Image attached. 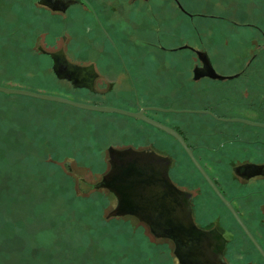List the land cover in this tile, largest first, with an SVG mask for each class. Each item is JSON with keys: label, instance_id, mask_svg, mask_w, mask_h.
I'll use <instances>...</instances> for the list:
<instances>
[{"label": "rangeland", "instance_id": "374dc122", "mask_svg": "<svg viewBox=\"0 0 264 264\" xmlns=\"http://www.w3.org/2000/svg\"><path fill=\"white\" fill-rule=\"evenodd\" d=\"M202 10L264 20V0H211ZM64 31L58 16L42 11L34 0H0V84L129 110L139 103L175 108L172 98L142 94V81L161 88L158 82L172 76L174 59L187 50H151L133 42L121 55L135 80L137 103L116 94L98 98L57 76L48 56L56 52L39 48L63 44ZM223 37L203 35L215 46ZM70 48L61 52L65 59H99L106 75L102 86L114 80L112 91L128 94L118 55L81 51L78 44ZM219 65L226 73L227 65ZM152 130L162 132L129 115L0 91V264H181L172 240L154 235L147 223L128 213L109 216L116 196L94 185L109 166L107 144L141 143Z\"/></svg>", "mask_w": 264, "mask_h": 264}, {"label": "flooded vegetation", "instance_id": "af4514ba", "mask_svg": "<svg viewBox=\"0 0 264 264\" xmlns=\"http://www.w3.org/2000/svg\"><path fill=\"white\" fill-rule=\"evenodd\" d=\"M209 1L34 0L42 11L58 16L65 29L60 36L63 44L52 50L39 48L45 53L55 51V57L74 50L70 48L74 44L81 51L115 53L127 75L128 94L112 91L114 80L107 79L102 86L106 75L98 68L99 59L83 63L85 59L66 57L68 64L84 66L77 78L87 85H74L69 72L64 79L95 97L116 94L135 103L139 92L121 52L128 53L133 42L151 50H187L174 59L172 76L158 82L161 88L148 79L142 81V94L156 92L172 98L175 108L161 110L139 103L135 110L144 106L147 116L175 129L217 189L176 136L145 120L162 132L152 130L137 144H107V170L109 146L166 156L171 180L188 194L196 226L219 234V239L213 237V247L220 249L223 262L264 264V125L258 124L264 123V20H241L234 17L235 12L202 10ZM158 3L168 5L167 10L156 11ZM212 32L224 36L216 46L212 39L207 43L203 39ZM166 35L169 40L164 42ZM215 63L227 65V72L218 71ZM152 111L160 114L155 116Z\"/></svg>", "mask_w": 264, "mask_h": 264}, {"label": "water", "instance_id": "95a60500", "mask_svg": "<svg viewBox=\"0 0 264 264\" xmlns=\"http://www.w3.org/2000/svg\"><path fill=\"white\" fill-rule=\"evenodd\" d=\"M50 54L53 59L52 68L57 76L64 77L69 72L74 75H72L73 80L75 79L74 85L84 84L78 79L81 77L80 70L84 66L68 64L61 53L58 57ZM204 59L207 60L206 57ZM211 74L213 76L218 75L213 69ZM0 91L64 102L84 109L117 112L150 122L176 136L199 170L212 183L182 136L172 127L147 116L144 113L146 108L144 106L138 110H129L118 106L78 101L59 94L3 84H0ZM152 108L171 109L157 106ZM258 124L264 125V123ZM108 153L110 168L94 185L95 187H107L116 196V204L109 211V216L132 214L139 220L146 222L154 235L171 238L174 242L173 252L181 264H225L220 256V249L215 250L213 247V242H215L213 237L219 239V234H211V231L196 226L188 203V194L177 187L168 174V158L166 156L152 150L114 146L108 147ZM212 185L214 186L213 183ZM243 227L253 238L248 229L244 225Z\"/></svg>", "mask_w": 264, "mask_h": 264}, {"label": "trees", "instance_id": "16d2710c", "mask_svg": "<svg viewBox=\"0 0 264 264\" xmlns=\"http://www.w3.org/2000/svg\"><path fill=\"white\" fill-rule=\"evenodd\" d=\"M49 56V55H48Z\"/></svg>", "mask_w": 264, "mask_h": 264}]
</instances>
